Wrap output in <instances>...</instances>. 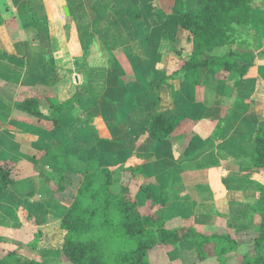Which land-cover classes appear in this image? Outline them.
Returning <instances> with one entry per match:
<instances>
[{
    "label": "crops",
    "instance_id": "1",
    "mask_svg": "<svg viewBox=\"0 0 264 264\" xmlns=\"http://www.w3.org/2000/svg\"><path fill=\"white\" fill-rule=\"evenodd\" d=\"M163 2L170 4L169 11L160 9ZM200 2L201 0H0L3 18L0 39L8 52H0V86L11 82L15 86L31 85L43 89L45 85L47 88L50 86L46 83V78L51 67L44 63L40 51L28 48L32 34L23 26L27 21L18 14L19 6L30 4L37 19L40 22L42 19L46 20L51 49L55 63L57 62L56 69L60 71L62 67L58 63H63L66 74L70 70L72 75L74 69L83 74L79 81L73 73V81L70 78L72 84L68 82L69 85L76 86L78 91H75V100L66 108L65 113L73 119L85 118L88 114L90 123L101 138L114 140L116 150L128 153L123 164L129 167L138 165L141 169L146 165L148 175H151V192L156 201L157 198L165 197L167 206L168 193H171V196L179 198L174 200L177 205L196 207L209 215L215 214V217L222 216L229 227L234 226V229L240 231V227H244L241 222L244 221L242 208L258 199L256 186L261 180V172L252 166L249 157L253 151L257 122L255 95L264 84V0H251L248 42L228 46L227 51L232 50L236 55L244 56L233 61V68L247 70L240 80L238 90L232 85L230 92L226 93L227 80L221 76L212 78L210 72L205 76V91L201 89L198 92L197 86L183 75L167 79L163 85L156 86L162 75L155 73L156 69L154 66L152 68L149 61L148 70L153 69L150 82L139 58L147 55L145 60L150 54L155 57L163 47L164 40L171 42L175 31L182 32L177 25L179 15L195 9ZM59 6L63 9L68 7V14H63L65 18L59 15ZM81 6L85 11L78 13L77 8ZM132 7H137L140 12L142 32L126 13ZM95 17L98 21L97 32L99 29L100 33V37L96 35V40L104 39L103 42L111 48V52L113 48H121L120 56L124 55L127 64L123 67L119 63L116 68L121 66L137 72L136 79L121 80L119 71L109 69L106 64V47L103 46V54L101 47L91 44L90 29ZM69 22L74 25L69 26ZM145 34L150 36L147 43L142 41ZM225 47H215L209 53L223 56L227 52H223ZM85 51L87 64L78 67ZM76 59L79 60L75 61ZM57 70L56 76L60 74ZM96 70L103 73V79H86L89 72ZM230 72L229 79L234 84L238 73ZM142 80L151 86V92L163 86L160 90L165 93L164 102L170 108V114L166 118L177 114L186 116L163 153L154 150L153 153L156 154L151 153L150 160H142L132 151L136 134L141 132L153 113H156L150 110L149 91L140 85ZM80 85L85 88L81 89ZM161 92L156 91L155 95H160ZM66 95L63 101L68 100V94ZM159 98L160 96H156V99ZM77 111L79 113L74 115ZM189 119H193V125L190 137L185 142L186 133L182 128H185L186 120ZM60 124L63 125L60 129L47 133L44 129L47 128L45 122L40 123L16 110L11 102L0 96V164L13 159L17 162L19 171L0 201V230L15 233L16 249L24 248L28 254H39L44 264L49 257L59 259L60 252L28 246L33 236L21 218V211H31L44 222L49 218L47 216L61 217L68 207L66 203L51 196L47 181V172L56 170L48 156L49 144L56 141L67 145L73 139L72 130L65 127L67 122L62 120ZM66 142L68 143L65 144ZM181 143H184V148L178 152V144ZM73 152L71 151L72 154ZM72 158L79 157L72 155ZM75 162L72 160L74 165ZM181 199L183 200L180 201ZM157 205L160 207L159 203ZM24 235L29 239L22 248L18 244ZM184 243L192 246L189 240L178 245Z\"/></svg>",
    "mask_w": 264,
    "mask_h": 264
},
{
    "label": "trees",
    "instance_id": "2",
    "mask_svg": "<svg viewBox=\"0 0 264 264\" xmlns=\"http://www.w3.org/2000/svg\"><path fill=\"white\" fill-rule=\"evenodd\" d=\"M250 4L251 0H201L195 9L180 14L177 25L182 32L188 34L191 48L185 52L175 50L180 64L173 67L176 69L169 74L165 67H158L157 70L162 78L155 85L159 86L167 79H175L180 75L191 78L196 85H200L207 73L217 74L218 70L222 69L238 73L234 82L238 90L240 80L247 70L233 68V61L237 57L244 56L236 55L232 50L227 51L223 56H215L211 55L209 50L248 42L251 22ZM126 13L142 32L138 8L132 7ZM18 14L27 21L23 23V26L32 34L30 47L42 53L44 63L56 74V63L46 20L42 19L40 22L30 4L19 6ZM2 23L3 18L0 12V24ZM91 25V44L99 46L96 40L98 26L96 17ZM37 45L40 46V50L37 49ZM102 46L111 52V48L103 41ZM0 52L8 53L1 39ZM86 58L85 51L78 67L87 64ZM245 58L249 57L245 56ZM77 60L79 59L75 61ZM68 72L71 73L70 70ZM67 82L71 83V79ZM140 85L145 90L149 87L151 89L146 81L142 80ZM80 87L85 88L82 85ZM1 92L6 93L0 88V96H2ZM17 93L18 98L15 101L9 100L13 107L40 123L45 122L47 128L44 127V129L47 133L51 134L63 126L60 124L62 117L67 122L65 127L73 132L71 144L64 145L55 141L51 142L48 148V156L56 169L47 172L50 179L49 192L57 200L66 203L68 207L61 217L51 216L44 222L36 218L31 211L22 209L21 218L33 236L28 246L34 249L58 250L65 264H150L148 252L153 247L160 245L169 250L184 240L192 243L197 262L215 257L223 259L226 254L237 249L240 243L234 238L230 229L226 233L222 231L207 235L189 226L166 228L157 210L158 203L147 185L140 187L147 201V207L141 211L133 199L125 194L111 191L110 167L124 160L128 153L116 150L114 140L101 138L90 123L88 114L85 118L73 119L71 115L65 113L66 108L75 100L76 92L72 94L73 97L63 102L58 100V95H53L50 91L48 94L40 93L35 86L31 85L20 86ZM254 108L257 122L253 137V151L249 158L252 166L262 174L256 186L258 199L248 204V208L256 217L250 251L253 253L245 254L241 264H264V259L258 254L264 241V84L256 92ZM64 114H67V117H64ZM66 118L71 121L69 122ZM184 118L186 116L183 114L166 118L154 113L140 133L143 134L142 136L151 138L155 143L154 150L165 148ZM86 122H89L92 131H95L94 142L86 150L77 149V146L74 148L72 145L77 142L79 127L81 123ZM103 144L107 148L103 149ZM68 148L74 151V154ZM72 155L79 158L73 159ZM72 160L76 161L77 167ZM134 170L141 171V168L138 166ZM18 172L17 162L13 159H7L0 164V201L4 198L8 186L14 182ZM1 238L0 236V241ZM0 264L44 263L28 258L17 250H7L4 254L0 252Z\"/></svg>",
    "mask_w": 264,
    "mask_h": 264
},
{
    "label": "rangeland",
    "instance_id": "3",
    "mask_svg": "<svg viewBox=\"0 0 264 264\" xmlns=\"http://www.w3.org/2000/svg\"><path fill=\"white\" fill-rule=\"evenodd\" d=\"M170 2H171V0H170ZM169 7H170V4L167 5V4H164V2H163L162 6L160 5V9L163 11H169L170 10ZM62 9L63 8L61 6H59L58 12L62 18H65L63 14H66V13H65L64 9L63 10ZM84 11H85V8L83 6L77 8L78 13H83ZM68 24H69V26L74 25L72 22H69ZM97 33H98L97 37H100L99 36V34H100L99 29H98ZM149 38H150V36L145 34V37L142 38L143 43H147ZM102 41H105V40L104 39L97 40V43L102 44ZM170 41L171 42H167V40L163 41L164 45L162 48H160L157 51L155 57L151 56V54H150V56H148V58H146L144 60V57L147 56V55H145V53L143 54L145 56L141 55L139 57L143 63L142 67L144 68L143 69L144 74L148 79H150V82H151V72L153 71V69H152V71H151V69L148 70L147 63H149V61H150V64L152 63L151 64L152 68L154 66V68L156 69V71H155L156 74L160 75L159 71L157 70L158 67L159 68L165 67L166 72L169 74L170 70L173 69V67H177L178 64H180L178 62V57L176 56L177 54L175 53L177 51H175V50H184V52H185L186 50H189L191 48V43L189 42L188 34L185 32H177L176 33V31H175V33H173L172 39ZM99 46L101 47V45H99ZM228 46H226L224 48L225 50H223V52L228 50V48H229ZM28 48L33 50L30 47L29 43H28ZM101 48H102V52L104 54L105 49H103V46ZM37 49L40 50L39 45H37ZM120 50H121V48H113L112 52H107V63H106L107 66L109 67V69H117L119 71L120 76H122V77H120V79L121 78L126 79V80H128L130 78L136 79L138 77L137 72H134L128 68H127L128 70L123 68L127 63H126V59L124 58V55L121 54V56H120V52H119ZM97 60L98 59H96V61ZM119 63L122 64L123 67L120 66V68H116V66L118 67L120 65ZM66 64L68 65L69 63L67 62ZM58 65L60 68L62 67L60 71L57 70L58 72H60V74H58V76H56V74H54V71L52 69H49V71L47 72V74L49 76L46 78V83H48L50 86L47 88L45 85L44 89L39 86V88H37V89L44 91L43 92L44 94H48L49 93L48 90H50V92L53 91L52 92L53 95H58V100L63 102V97L67 96L66 93L68 94L67 99H69V98L74 96V95L72 96L71 92H75L77 90L76 86L69 85L67 81L70 80L73 73L75 74V78H79V81H81L83 78V76H82L83 74L79 73L76 69H74V72L72 73V75L68 74L69 72L66 74L64 72L65 65L63 63H58ZM74 66H76L75 63H74ZM70 72H72V71H70ZM80 72H81V70H80ZM230 73L231 72L224 71L222 69H220V71L217 72V74H215V72H211L212 78H215V77L219 78L221 76L227 80L228 86L225 89V90H227L226 93H229L231 86L234 85L233 81H231L232 79H229ZM233 75H235V74H233ZM99 77H101V79H103V73L98 72V70H96L93 73L89 72L87 74V78H86V73H85L86 79L97 80V78H99ZM73 79L74 78L72 77V81H73ZM123 79H121V80H123ZM148 79H146V80H148ZM171 80H168V81H171ZM188 81L191 84L194 83L193 79H191V78H189ZM11 83H9L6 86H0L1 89H4L6 91V93L1 92V94L8 101L10 99H11V101H15L18 98L17 92H18V88L20 86L19 85L15 86V85H13V82H11ZM161 85H163V83H161L160 86ZM194 85L197 86L198 92L201 91V89L204 91L206 89L205 79L202 80V83L200 85H196L195 83H194ZM160 89H163V86L161 88H159V90L156 89V91L161 92ZM195 89H196V87L194 88V90ZM146 90L149 91L148 94H149V103L151 105L150 106L151 112L155 111L156 114L158 113V114L163 115L164 117H167L168 114H170L169 113L170 108H168L167 104L164 102V100L166 98L165 93L162 91L160 93V95L159 94L155 95L156 91L151 92L150 88L149 89L147 88ZM197 94L199 95L200 93H197ZM156 96H160V98L156 99ZM11 101H9V102H11ZM78 113L79 112L77 111V112H75L74 115H77ZM61 120H63V117ZM186 122L187 123L185 124V128H182V130L186 133L185 138H187V139H185V142L190 137L189 133H190L192 125H193V121H191L190 119L188 121L186 120ZM186 125L188 128L186 127ZM90 126L91 125H89V122H86L85 124L81 123V126L79 127L80 130L77 132V142L74 145H72L73 147L77 146V149L80 148V149L86 150L87 147H89L94 142L93 141V135L95 134V131H92V129H91L92 126L91 127ZM142 135H143L142 133H139L138 135L136 134L135 141H134L135 145L133 146L132 151L139 158H142V160H150L151 159V153H153V151H154L155 143L151 140V138L147 137L146 135H144V136H142ZM66 143H68V142H66ZM183 145H184V143L178 144V148H179L178 152H181V150L184 148ZM102 148L104 149L107 147L103 144ZM164 149L165 148H159L156 151H161V153H163ZM153 154L155 155L156 152H154ZM178 154H179V156L181 155L180 153H178ZM123 163H124V160L119 161L116 165H112L110 167V169L112 171L111 191H113L115 193H119V194H125L127 197L133 199L137 203L138 209L141 211L147 207V201H146L145 197L143 196L142 190L140 189V187L147 185L151 189V175L150 176L148 175L149 173H148V169L145 167L146 165H144L145 163L143 164L144 166H142L141 171L140 170H134V168L138 167V165H132L129 167ZM73 172L77 173L74 170H73ZM47 178H48V176H47ZM100 178L98 180H100ZM193 178H195V177H193ZM47 181H48V183H50L49 178L47 179ZM170 194L171 193H168L169 200H168L167 206L165 205V202H166L164 199L165 197L157 198L158 199L157 203L160 204V207L158 206L157 210H158V212H160L159 216L164 220V225L166 228L189 226L190 228H194V229H196L202 233H205L207 235L212 234L214 232L219 233L222 231L224 233H226L230 229L231 233H233L234 238L240 244L237 247V249L226 254L223 257V259H217L215 257L213 259H208V260H205L202 262H197L195 254L192 250V246L190 247V245H188L186 243L181 244V245H177L173 249H169V250H167L168 248L157 245V246L153 247L148 252V260H149L150 264H241L242 260L244 258V255L247 254L248 252L251 253L250 252L251 248H252L251 240L253 239V229L255 226V218L256 217H254L253 213L248 208V204H246L245 207L242 208L243 214H244L242 216L243 217L242 220H244V221H241V222L243 223L244 227H240L241 230L239 231V230H236L237 229L236 227H235L236 229H234V226H232V224H230L232 227H229V224H227L226 219L222 216L215 217L216 216L215 214H214L215 216L209 215L207 213H204L203 210L196 208V207L185 208V207H182V205H177L176 202H174V200H178L179 198L176 196L173 197V195L171 196ZM67 200H69V199H67ZM182 200L183 199H181L180 201H182ZM181 204H183V203H181ZM206 209H207V206H206ZM206 209H204V210H206ZM242 209H240V211ZM47 217L51 218V216H47ZM17 235L21 238L20 234H17ZM0 236L2 237L1 238L2 240L0 241V252H2L3 254L7 250H17L18 253H21V254L27 256L28 258H34V259H37V260L43 262L39 256V254L34 253V252H31L30 254H28L27 251L24 250L23 246L26 244L27 240L29 239L27 236L24 235L22 237L20 244H18L23 249H20V248L16 249V246L14 245L15 233H12L10 231L0 230ZM5 237H7V239H5ZM3 238L5 240H3ZM262 243L263 244L261 245V247L258 250V254H259V256H261L264 259V241ZM251 254H249V255H251ZM46 264H65V263L62 261V257L60 255L59 259H57L56 257H49V260Z\"/></svg>",
    "mask_w": 264,
    "mask_h": 264
},
{
    "label": "water",
    "instance_id": "4",
    "mask_svg": "<svg viewBox=\"0 0 264 264\" xmlns=\"http://www.w3.org/2000/svg\"><path fill=\"white\" fill-rule=\"evenodd\" d=\"M64 11L66 14H68V7L67 6L64 7Z\"/></svg>",
    "mask_w": 264,
    "mask_h": 264
}]
</instances>
